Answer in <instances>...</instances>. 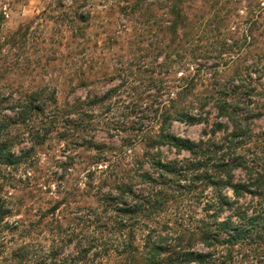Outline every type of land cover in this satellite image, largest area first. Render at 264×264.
<instances>
[{
  "label": "rangeland",
  "instance_id": "1",
  "mask_svg": "<svg viewBox=\"0 0 264 264\" xmlns=\"http://www.w3.org/2000/svg\"><path fill=\"white\" fill-rule=\"evenodd\" d=\"M173 2L181 23L168 11ZM238 78L242 87L226 99L243 107L240 152L263 172L252 200L259 208L264 0H0V116L11 119L0 140L14 155L27 151L15 165L0 164V264H17L19 247L29 250L26 264H38L48 251L60 264H99L126 233L116 224L125 206L119 189L131 182L142 196L155 192L138 178L143 170L156 176L148 151L188 156L147 144L158 136L163 112L172 111L177 87L186 86L184 100L199 106ZM25 101L42 107L35 122L18 118ZM199 110L207 121L171 120L169 131L196 141L215 122L231 129L212 107ZM174 189L167 184L161 206L151 203L132 216L136 246L152 230L168 234L173 246L203 217L200 199ZM229 250L233 260L221 258L226 264H264V240Z\"/></svg>",
  "mask_w": 264,
  "mask_h": 264
},
{
  "label": "trees",
  "instance_id": "2",
  "mask_svg": "<svg viewBox=\"0 0 264 264\" xmlns=\"http://www.w3.org/2000/svg\"><path fill=\"white\" fill-rule=\"evenodd\" d=\"M168 11L174 18L179 19L178 22L184 20L176 3L173 2ZM239 81L242 82L243 78L232 79L228 86L216 92V96L206 97L199 106L196 105L195 99L184 100L189 95L186 86L177 87L172 111L168 109L163 112L159 134L147 144L150 148L165 146L176 155L186 152L188 156L182 159H166L161 150L148 151L149 167L155 171L156 176L151 175L148 170H143L138 174V178L141 184L152 185L155 192L151 191V195L142 196L136 192L135 183L131 182L125 183L119 189L120 202L125 206L120 208L119 212L123 215L116 224L121 232L126 228V233L123 234L118 247L105 251L99 264H104L113 257L117 260L115 264H226L227 260L221 258H228L229 263L233 260L232 251L229 249L249 247L264 240V204L259 203L262 206L258 208L252 201L259 195L263 172L256 169L249 156L240 152L246 136L239 118L243 107L236 100L228 102L226 99L227 94L234 95L236 90L242 87V84L237 85ZM36 98L38 94L33 93L31 100ZM21 105L19 120L35 122V115L42 112V107L30 101ZM203 106L212 107L220 116L226 117L231 122V129L223 127L222 122H215L208 130L204 128L202 137L196 141L169 131L167 124L171 120L190 124L207 121L199 110ZM10 120L6 115L0 116V132L6 130ZM220 130L225 131L224 135L217 138L216 133ZM2 135L0 133V136ZM5 142L0 140V164L15 165L26 156L27 151L14 155ZM167 184L175 187L174 192L179 190L180 193H193L197 200L200 199L203 217L195 221L196 226L192 231L187 230V239H184V233L174 237L173 246L167 239L168 234H155L153 230H149L146 240L138 247L134 244L135 232L132 225L137 223V219L132 216L142 214L143 207L161 206L165 197L170 195ZM0 210L1 215L5 214V211ZM148 213L151 214V211ZM196 244H201L206 250H192L191 247ZM220 250H226L228 256L216 255ZM28 252L25 247H19L13 252V256L18 258L17 264H26L23 260ZM48 252L38 264L62 262L54 258L56 251Z\"/></svg>",
  "mask_w": 264,
  "mask_h": 264
}]
</instances>
